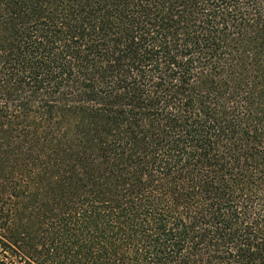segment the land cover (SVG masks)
<instances>
[{"label":"trees","instance_id":"obj_1","mask_svg":"<svg viewBox=\"0 0 264 264\" xmlns=\"http://www.w3.org/2000/svg\"><path fill=\"white\" fill-rule=\"evenodd\" d=\"M0 264H264V0H0Z\"/></svg>","mask_w":264,"mask_h":264}]
</instances>
